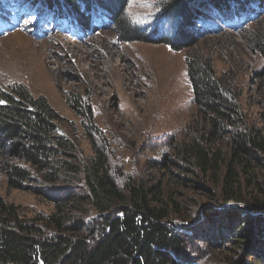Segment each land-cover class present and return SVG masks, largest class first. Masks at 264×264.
Returning a JSON list of instances; mask_svg holds the SVG:
<instances>
[{"label": "trees", "instance_id": "1", "mask_svg": "<svg viewBox=\"0 0 264 264\" xmlns=\"http://www.w3.org/2000/svg\"><path fill=\"white\" fill-rule=\"evenodd\" d=\"M14 1L69 31L88 35L98 23L116 27L125 42L186 48L199 127L150 159L142 177L114 165L83 98L68 102L87 119L90 156L62 133L64 118L45 97L21 83L0 87V168L7 185L53 206L27 217L0 197V264H264V127L250 121L242 93L217 76L212 58L194 50L207 34L258 20L264 0H152L153 25L134 21L131 0ZM9 11L0 0L6 22L13 18ZM253 44L264 81V35ZM98 135L106 145L96 142ZM199 188L212 203L191 197ZM220 251L225 256L217 261Z\"/></svg>", "mask_w": 264, "mask_h": 264}, {"label": "rangeland", "instance_id": "2", "mask_svg": "<svg viewBox=\"0 0 264 264\" xmlns=\"http://www.w3.org/2000/svg\"><path fill=\"white\" fill-rule=\"evenodd\" d=\"M6 3L13 18L7 20L12 26H0V87L21 83L34 97H45L64 118L62 133L75 137L85 155L93 154L84 127L87 119L70 106V96L91 105L107 145L102 135L95 136L96 142L106 145L114 165L129 174L148 177L150 159L160 158L176 140L197 133L186 48L179 51L153 41L125 42L117 38L116 27L98 23L90 34L74 35L55 18L49 19V25L36 11L14 0ZM152 7V0H131L127 9L134 21L153 25ZM59 17L65 23L69 20ZM107 22L104 16L103 24ZM260 35H264V13L245 28L205 35L194 50L212 58L217 76L242 93L241 105L250 121L264 127V81L257 74L262 60L253 44V37ZM193 191H189L191 197L200 203H212L207 190ZM0 197L19 205L27 217L53 208L30 192L9 188L1 168ZM215 254L217 261L225 256L221 251Z\"/></svg>", "mask_w": 264, "mask_h": 264}, {"label": "bare ground", "instance_id": "3", "mask_svg": "<svg viewBox=\"0 0 264 264\" xmlns=\"http://www.w3.org/2000/svg\"><path fill=\"white\" fill-rule=\"evenodd\" d=\"M11 26H12V24H11Z\"/></svg>", "mask_w": 264, "mask_h": 264}]
</instances>
